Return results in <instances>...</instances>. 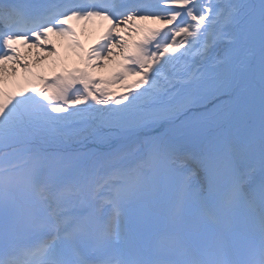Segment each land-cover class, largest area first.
Masks as SVG:
<instances>
[{
	"label": "snow or ice",
	"instance_id": "snow-or-ice-1",
	"mask_svg": "<svg viewBox=\"0 0 264 264\" xmlns=\"http://www.w3.org/2000/svg\"><path fill=\"white\" fill-rule=\"evenodd\" d=\"M0 264H264V0H0Z\"/></svg>",
	"mask_w": 264,
	"mask_h": 264
},
{
	"label": "bare ground",
	"instance_id": "bare-ground-1",
	"mask_svg": "<svg viewBox=\"0 0 264 264\" xmlns=\"http://www.w3.org/2000/svg\"><path fill=\"white\" fill-rule=\"evenodd\" d=\"M143 24L145 25V27H156L157 26L150 21L143 22ZM99 31L100 29L97 26L91 25L85 29L84 33L79 34V38L85 49H87V47L93 43V41L96 39V36L99 34ZM132 38L139 39L140 35L134 34ZM52 40L57 46V52H58L59 57L62 59V64L59 67H57L56 69L57 71L65 67L72 68V67H82L83 66L80 61L79 55H78V50L67 48L65 46L63 39H61L60 37L53 36ZM25 52H27V50H25ZM119 62H120V58L117 56L115 60L108 61L105 67L96 68L95 70H93L94 76L104 77V78L110 77L113 74L114 70L118 68ZM37 71H43L46 75L51 76L52 75L51 61L37 68Z\"/></svg>",
	"mask_w": 264,
	"mask_h": 264
},
{
	"label": "rangeland",
	"instance_id": "rangeland-1",
	"mask_svg": "<svg viewBox=\"0 0 264 264\" xmlns=\"http://www.w3.org/2000/svg\"><path fill=\"white\" fill-rule=\"evenodd\" d=\"M132 80H129V82H131ZM114 89L118 92V91H121L122 90V88H120V86L118 85V86H116V87H114Z\"/></svg>",
	"mask_w": 264,
	"mask_h": 264
}]
</instances>
